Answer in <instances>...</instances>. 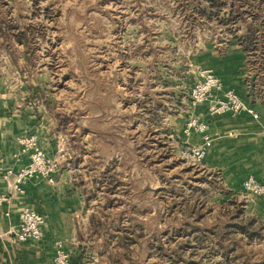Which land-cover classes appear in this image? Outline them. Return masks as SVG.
<instances>
[{
  "label": "rangeland",
  "instance_id": "obj_1",
  "mask_svg": "<svg viewBox=\"0 0 264 264\" xmlns=\"http://www.w3.org/2000/svg\"><path fill=\"white\" fill-rule=\"evenodd\" d=\"M246 44L264 88V0H0V78L22 81L57 120L88 194L80 254L94 264L264 260V219L248 206L264 195L232 193L223 168L187 155L201 135L184 133L200 116L193 86L205 70L218 76L210 53Z\"/></svg>",
  "mask_w": 264,
  "mask_h": 264
},
{
  "label": "crops",
  "instance_id": "obj_2",
  "mask_svg": "<svg viewBox=\"0 0 264 264\" xmlns=\"http://www.w3.org/2000/svg\"><path fill=\"white\" fill-rule=\"evenodd\" d=\"M246 62L247 52L234 45L223 58L210 53L209 65L214 67L223 89L235 90L253 107L258 117L247 111L212 114L207 103L210 101L194 107L195 112L208 122L209 133L214 139L204 163L210 168H223L227 182L232 185V193L243 191V182L249 176L264 182V95L261 96L264 88L257 87V78L255 87L250 85ZM20 87H23L22 81L18 79L0 78L1 163L16 171L29 163V153L23 152L19 144V139L28 134H36L49 154L63 151L67 156L53 181L44 177L31 178L26 182L23 194L0 205V264H57L55 256L59 242L71 250V264H94L87 254H80L84 243L80 232L90 226L84 219L92 214L88 209V194L76 185L78 176L72 172L75 164L66 146L68 136L58 132L57 120L46 106L35 96L31 103ZM215 93L222 95V91ZM191 140L199 143L200 135H193ZM10 187V181L0 180V193L9 191ZM248 201V206L264 219V196ZM24 207H32L45 216L42 239L13 241Z\"/></svg>",
  "mask_w": 264,
  "mask_h": 264
},
{
  "label": "built area",
  "instance_id": "obj_3",
  "mask_svg": "<svg viewBox=\"0 0 264 264\" xmlns=\"http://www.w3.org/2000/svg\"><path fill=\"white\" fill-rule=\"evenodd\" d=\"M253 69V68H251ZM251 84L255 87V72L251 73ZM202 78L192 88L190 99L191 105L196 106L207 100H210L209 110L212 114H221L230 112L233 114L242 111L250 112L254 117L258 114L253 107L248 104L235 90L223 89L221 79L209 70L201 73ZM222 91V95L218 96L215 92ZM184 133L188 136L200 134L202 142L187 148L186 153L195 161H201L205 157L208 149L213 144V137L209 133V124L201 118V116H192L187 121ZM20 149L29 153V163L16 171L13 167L4 166L0 161V180L11 182L9 191L0 193V205L7 203L15 195H21L25 192V184L34 177H44L49 181H53V176L62 167V159L65 157L64 152L57 155L49 154L39 143L36 134H28L19 139ZM19 159L18 153H15ZM243 188L246 192L254 195H264V182L257 180L253 176H249L243 182ZM20 226L14 232L12 239L14 242L26 240H39L44 236L45 216L32 207H24L21 210ZM62 242L57 245L55 261L57 264H71L73 256Z\"/></svg>",
  "mask_w": 264,
  "mask_h": 264
},
{
  "label": "trees",
  "instance_id": "obj_4",
  "mask_svg": "<svg viewBox=\"0 0 264 264\" xmlns=\"http://www.w3.org/2000/svg\"><path fill=\"white\" fill-rule=\"evenodd\" d=\"M252 35H253V34H252ZM252 35H249V37L251 36L250 38H252ZM254 43H255V42H254ZM254 45H256V44H254ZM250 47H252L251 44H246V45L243 46V49L246 50L247 55H248L249 52H251V50H252L253 48H255V47H257V46H255V47L249 49ZM242 229L245 230V231H247L246 228H245L244 226H242ZM243 263H244V264H264V260H252V259H250V258H247V260L244 261Z\"/></svg>",
  "mask_w": 264,
  "mask_h": 264
}]
</instances>
